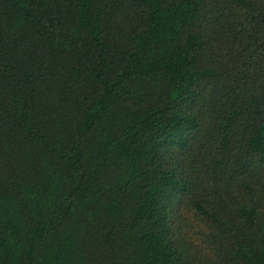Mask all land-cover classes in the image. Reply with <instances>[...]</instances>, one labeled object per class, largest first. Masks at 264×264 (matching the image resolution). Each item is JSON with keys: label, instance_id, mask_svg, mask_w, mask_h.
Masks as SVG:
<instances>
[{"label": "trees", "instance_id": "16d2710c", "mask_svg": "<svg viewBox=\"0 0 264 264\" xmlns=\"http://www.w3.org/2000/svg\"><path fill=\"white\" fill-rule=\"evenodd\" d=\"M0 264H264V0H0Z\"/></svg>", "mask_w": 264, "mask_h": 264}]
</instances>
